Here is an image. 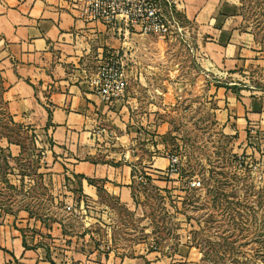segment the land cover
<instances>
[{"label":"rangeland","instance_id":"374dc122","mask_svg":"<svg viewBox=\"0 0 264 264\" xmlns=\"http://www.w3.org/2000/svg\"><path fill=\"white\" fill-rule=\"evenodd\" d=\"M231 1L239 29L253 41L244 62L227 70L203 50L214 36L201 35L174 4L130 0L150 30L130 27L125 47L107 58L128 76L114 102L132 122L138 162L131 204L102 188L92 201L79 182L49 179L43 134L8 113L0 75V214L24 210L45 219L49 239V229L64 221L66 246H56L64 256L52 264H106L104 255L173 263L189 254L196 264H264V134L240 138L217 118L219 89L264 96V0ZM119 2L125 9L126 0ZM158 155L177 157L179 173L154 172L148 161Z\"/></svg>","mask_w":264,"mask_h":264},{"label":"crops","instance_id":"0c3cea01","mask_svg":"<svg viewBox=\"0 0 264 264\" xmlns=\"http://www.w3.org/2000/svg\"><path fill=\"white\" fill-rule=\"evenodd\" d=\"M173 1L201 35L214 36L202 47L215 66L233 70L244 62L253 38L239 29L233 1ZM68 3L0 0V75L6 108L15 121L42 132L47 165L54 171L49 179L79 182L81 196L92 201L99 199L102 188L131 204L138 161L132 153L130 113L119 108L120 101L107 103L91 81L103 59L125 47L132 30L119 18L86 20ZM217 93V118L224 131L240 138L249 132L264 134V96L230 88ZM148 162L160 174L169 167L170 158L158 155ZM43 222L47 221L24 210L0 214V264L58 263L56 257L62 259L64 250L56 246L62 241L66 246L64 221H56L53 232L49 229L51 239L45 236ZM103 258L106 264H196L190 254L173 263L150 256Z\"/></svg>","mask_w":264,"mask_h":264},{"label":"built area","instance_id":"2783aa9c","mask_svg":"<svg viewBox=\"0 0 264 264\" xmlns=\"http://www.w3.org/2000/svg\"><path fill=\"white\" fill-rule=\"evenodd\" d=\"M166 1L174 4L173 0ZM121 3L119 0H69L68 5L76 10L80 17L86 20L112 22L119 18L127 28L140 25L142 26L141 30L144 32L150 30L145 23L143 25V15L133 9L130 0L123 2L125 9ZM150 15H158V13L150 12ZM91 83L94 91L107 103L112 104L124 94L128 84V76L118 60L106 58L98 66ZM169 158L170 164L166 172L170 176L177 175L180 170L178 158L174 156H169ZM200 184L199 180H193L191 182L193 187L199 186Z\"/></svg>","mask_w":264,"mask_h":264},{"label":"trees","instance_id":"16d2710c","mask_svg":"<svg viewBox=\"0 0 264 264\" xmlns=\"http://www.w3.org/2000/svg\"><path fill=\"white\" fill-rule=\"evenodd\" d=\"M50 115H51V114L49 113V116H50ZM133 175H134V172H133ZM88 181H89L90 183H93V182H94L92 179H89ZM262 261H263V263H264V257H263Z\"/></svg>","mask_w":264,"mask_h":264}]
</instances>
